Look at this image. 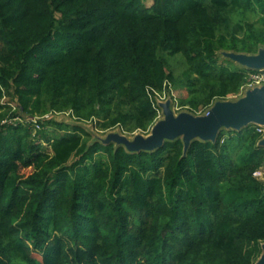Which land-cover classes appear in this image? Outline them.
Returning <instances> with one entry per match:
<instances>
[{"label": "trees", "instance_id": "obj_1", "mask_svg": "<svg viewBox=\"0 0 264 264\" xmlns=\"http://www.w3.org/2000/svg\"><path fill=\"white\" fill-rule=\"evenodd\" d=\"M260 44L264 0H0V121L12 95L24 112L50 105L78 119L128 104L103 128L146 127L157 116L148 88L178 80L161 51L184 57L198 107L245 80L217 52ZM52 124L54 136L37 142L28 123H0V264H254L248 246L264 242L254 127L187 150L178 137L131 151Z\"/></svg>", "mask_w": 264, "mask_h": 264}, {"label": "rangeland", "instance_id": "obj_2", "mask_svg": "<svg viewBox=\"0 0 264 264\" xmlns=\"http://www.w3.org/2000/svg\"><path fill=\"white\" fill-rule=\"evenodd\" d=\"M146 5L150 6L153 3V0H145ZM264 50V44L259 45V52L258 53H243V52H237L232 49H221L217 52V60L221 64H228L229 62H233L236 66L240 68H244V64L241 60L238 58H235L232 56V53L237 54H259L260 51ZM161 55L166 59L167 61V71L169 73H172L178 80L176 82H172L173 84V91L176 95V100L173 101L170 97L167 89V95L165 99H161L159 101V104L167 103L170 99L171 105L170 107L175 111V113L180 114L183 112L191 113L193 115L199 116V115H206L208 111L217 103L220 101H237L240 98H242L244 95H240V93H235L228 95L225 98L217 97L213 100V102L208 105H200L198 107L192 106L191 103H188V101L193 97V94L190 93L184 86V83L181 79L183 70L185 69V60L184 57L181 54H171L169 51H161ZM246 70L249 68H245ZM262 69V68H259ZM258 70V69H257ZM13 91V90H12ZM12 95H7V100L11 101L17 109L14 111H9L8 116L5 120L0 121L1 124L9 125V124H17L18 122L21 123H27V119H38L39 123L41 124V128H39L37 131L35 129H32L33 136L35 138H39L36 140L37 142H41V139H43L44 131L54 136L55 134V126L52 124V121H62L66 122L68 124L72 125H81L85 127L90 132V144H93L95 142H100L103 144H107L110 141H112L115 144L123 143L126 145L125 141H121V137L126 138V140L134 141L137 136H143L148 137L152 134L153 127L156 125L158 121L161 119H164V114H158L157 116L146 126V127H137L134 123V121H128L124 124H117L115 126H111L108 128H103V124L106 122H109L111 118L117 116L118 111H124V112H132V107L128 104H123L122 106H118L116 103H113L111 105L112 112L111 114H107L105 110H101L99 105L96 106L97 113L94 115H90L89 108H84L81 112L83 115V118L78 119L74 112H71L70 114L67 113L71 111V109L67 108V110H62L61 108H53L50 105L47 107V110L45 111H39V112H24L22 111L17 104V101H15ZM162 107V105H161ZM163 109V108H162ZM16 112V114H14ZM18 117L24 119V122L16 119ZM6 120L12 121L10 123H6ZM32 127V126H31ZM248 127H254L257 131L261 133V139L258 141V146L264 147L263 140H264V125L263 124H256L251 123L248 126L243 127L242 129H237L233 127H222L220 129L219 135H222L223 139H226L233 135L234 133L238 131H242L245 128ZM43 131V132H41ZM217 140V139H216ZM46 147V150L50 153H52V148L50 144L47 142V144H44ZM256 176L264 182V163L262 166L256 171ZM248 249H253L256 256L254 259V264H257L260 259L264 255V242L261 243V246L259 249L257 246L251 245L248 246ZM258 252V253H257Z\"/></svg>", "mask_w": 264, "mask_h": 264}, {"label": "water", "instance_id": "obj_3", "mask_svg": "<svg viewBox=\"0 0 264 264\" xmlns=\"http://www.w3.org/2000/svg\"><path fill=\"white\" fill-rule=\"evenodd\" d=\"M232 56L241 60L244 68H264V50L259 54L232 53ZM171 101L161 104L165 118L156 123L150 136H137L134 141L121 137L126 145H117L122 144L131 151L154 150L164 145L166 139L181 137L187 150L195 138L216 141L224 126L242 129L251 123L264 125V86L247 90L237 101L217 102L206 115L177 114L170 107ZM257 264H264V255Z\"/></svg>", "mask_w": 264, "mask_h": 264}, {"label": "built area", "instance_id": "obj_4", "mask_svg": "<svg viewBox=\"0 0 264 264\" xmlns=\"http://www.w3.org/2000/svg\"><path fill=\"white\" fill-rule=\"evenodd\" d=\"M264 86V68L262 69H247L246 73H245V80L243 82V84L240 86V89L237 93H240V95H244L247 90L249 89H253L255 87H262ZM173 84L172 82H170L169 80H166L164 83V87L162 90H158L154 87H149L148 88V94L151 98V100L153 101V105L155 107V109L157 110L158 114H163V109L161 107V105L159 104V101L161 99H165L166 95H167V89L170 88L168 90L169 94L171 97V99L173 101L176 100V95L175 92L173 91ZM2 102L6 105L11 106L12 111L16 110L17 107L11 102L7 100V96L4 95V97L2 98ZM72 111H69L67 113H71ZM18 120L24 122V119L20 118L17 116ZM13 122L6 120V123H10ZM30 126H32L33 129H35V131H37L39 128H41V124L39 123L38 119H34V118H30L27 119L26 121Z\"/></svg>", "mask_w": 264, "mask_h": 264}]
</instances>
